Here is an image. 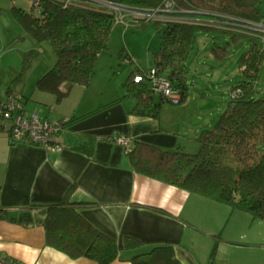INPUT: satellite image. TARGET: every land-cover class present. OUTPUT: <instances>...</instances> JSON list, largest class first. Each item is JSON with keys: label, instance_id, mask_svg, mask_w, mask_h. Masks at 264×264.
Listing matches in <instances>:
<instances>
[{"label": "crops", "instance_id": "crops-1", "mask_svg": "<svg viewBox=\"0 0 264 264\" xmlns=\"http://www.w3.org/2000/svg\"><path fill=\"white\" fill-rule=\"evenodd\" d=\"M42 46L34 39L19 48L20 54L32 47L41 52ZM37 60L24 81L11 87L22 92L27 112L68 120L53 134L61 145L53 150L14 142L0 116V264H100L88 256H71L47 241L49 204L63 201L71 185L68 197L80 202L79 212L118 242V257L109 264H133L134 255L158 244L173 246L185 264H264V216L142 172L115 139L131 136L138 160L154 161L161 149L198 151V133L212 126V120L197 113L194 122V114L183 116L185 110L178 107L165 114L164 103L158 115L135 113L136 97L124 86L128 75L122 84H113L110 67L106 81L94 76L89 85L76 84L58 99L37 86L53 63L28 86L27 76ZM21 65L8 69L0 97ZM85 144L91 152L82 147ZM127 237L139 242L127 246Z\"/></svg>", "mask_w": 264, "mask_h": 264}, {"label": "trees", "instance_id": "trees-1", "mask_svg": "<svg viewBox=\"0 0 264 264\" xmlns=\"http://www.w3.org/2000/svg\"><path fill=\"white\" fill-rule=\"evenodd\" d=\"M29 9L12 3L8 9L11 26L6 47H11L30 34L37 43L51 46L55 61L39 78L37 86L62 98L76 84L89 85L95 74L100 53L107 48L115 25L114 12L101 0H37ZM131 8L151 9L169 20H153L161 33V43L155 49L150 68L165 74L173 86L179 87L181 101L188 96L189 65L187 59L198 28H219L231 32L232 38H245L249 46L238 58L243 77L233 84L236 96L229 94L227 104L212 126L202 128L197 136L196 152L179 148L161 149L159 157L138 160L136 147L127 153L137 169L188 190L209 196L245 210L254 216H264V96L258 94L264 59V39L245 26L235 29L204 23L207 20L240 21L264 18L260 5L264 0H105ZM171 3L169 10L165 9ZM233 18V19H232ZM150 20L129 25L144 26ZM214 23V22H213ZM234 25V24H230ZM230 42L215 43L212 51L225 57ZM38 47L22 50V65L6 91L16 81H24L33 63L40 57ZM120 55L132 59L122 48ZM140 75L141 77H137ZM148 71L133 67L124 81L128 93H133L138 114L158 115L170 99L153 89ZM158 92V97L155 93ZM24 97V96H23ZM24 102V99H23ZM91 152L87 144L82 146ZM71 185L61 202L49 204L45 220L47 241L71 256L84 255L109 264L118 257L116 238L95 227L78 210L80 202L68 197ZM139 240L127 237L126 245ZM215 248H213L212 255ZM133 264H185L168 244H158L149 251L136 254Z\"/></svg>", "mask_w": 264, "mask_h": 264}, {"label": "rangeland", "instance_id": "rangeland-1", "mask_svg": "<svg viewBox=\"0 0 264 264\" xmlns=\"http://www.w3.org/2000/svg\"><path fill=\"white\" fill-rule=\"evenodd\" d=\"M13 2L26 8L31 6V0H0V90H3L8 82V69L10 67L19 68L21 65L19 48L27 46L34 40L28 36L11 48L5 46L8 42V30L12 20L8 9ZM260 8L264 15V1ZM125 15L126 19H132L131 15L127 13ZM225 42H230V51L225 57H217L212 51V46L215 43ZM160 43L161 33L153 20L144 26L129 25L123 22L115 23L108 39V46L97 59L94 76L102 77L106 81L107 69L110 67L108 75L113 77V84L117 82L122 84L123 79L133 67L141 66L149 71L153 52ZM248 46L249 42L245 38L234 40L229 31L226 32L219 28H198L187 59L189 65L188 96L179 103L165 101L163 113L166 114L169 109L176 107L183 108L182 110H185L183 116L194 114L195 122L200 113L204 120H212L213 125L227 104L233 84L243 77L241 68L238 66V58ZM122 48L132 59L120 55ZM54 59L55 54L51 46L43 43L40 57L37 60L38 65L27 76L28 86L36 81V74L43 67H46L48 63H54ZM111 64L113 66H110ZM147 81L151 83L148 78ZM257 88L258 94L264 96V59ZM158 95L159 93L156 92L155 96L158 97Z\"/></svg>", "mask_w": 264, "mask_h": 264}, {"label": "built area", "instance_id": "built-area-1", "mask_svg": "<svg viewBox=\"0 0 264 264\" xmlns=\"http://www.w3.org/2000/svg\"><path fill=\"white\" fill-rule=\"evenodd\" d=\"M111 11L114 12L115 22H123L130 24L132 22H138L141 20H169L170 17H166L158 12L157 8L141 9L131 8L122 3H116L111 1L101 0ZM34 4H37V0H31ZM171 8V3H167L166 8ZM125 13L131 15L132 19H126ZM233 19V18H232ZM214 22V23H213ZM204 23L216 24L219 27H232L235 29L245 26L251 32L259 34L264 39V19L240 21L234 18L233 21L229 20H207ZM234 24V25H230ZM149 79L154 90L162 91L171 102H181V91L179 87L173 86L171 80L163 73L158 72L155 67H152L148 71ZM137 77H141L138 75ZM238 90H231L230 96H236ZM0 116L3 118V125L8 128L11 139L21 142L39 144L50 147L53 150L61 149V145L57 144L53 140V134L62 128L63 124L68 120V117L62 119H49L42 115L37 110L27 112L24 107L23 94L16 88H12L4 93L0 97ZM115 139L121 143L126 152L132 147L133 138L128 135H120Z\"/></svg>", "mask_w": 264, "mask_h": 264}]
</instances>
